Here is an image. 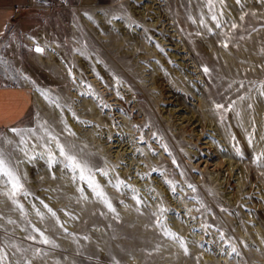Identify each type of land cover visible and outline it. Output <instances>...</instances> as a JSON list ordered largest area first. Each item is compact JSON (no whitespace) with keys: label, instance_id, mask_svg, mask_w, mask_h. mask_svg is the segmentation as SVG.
<instances>
[{"label":"rangeland","instance_id":"rangeland-1","mask_svg":"<svg viewBox=\"0 0 264 264\" xmlns=\"http://www.w3.org/2000/svg\"><path fill=\"white\" fill-rule=\"evenodd\" d=\"M0 87V264H264V0H29Z\"/></svg>","mask_w":264,"mask_h":264},{"label":"crops","instance_id":"crops-1","mask_svg":"<svg viewBox=\"0 0 264 264\" xmlns=\"http://www.w3.org/2000/svg\"><path fill=\"white\" fill-rule=\"evenodd\" d=\"M29 0H0V37L11 15L27 5ZM29 105L24 89L0 87V128L12 125L23 118Z\"/></svg>","mask_w":264,"mask_h":264},{"label":"bare ground","instance_id":"bare-ground-1","mask_svg":"<svg viewBox=\"0 0 264 264\" xmlns=\"http://www.w3.org/2000/svg\"><path fill=\"white\" fill-rule=\"evenodd\" d=\"M168 2V1H167ZM233 5V4H232ZM231 7V6H230ZM235 8V7H234ZM97 10V12H98V10L99 9H96ZM176 11V10H175ZM179 12H180V10H179ZM82 14V13H81ZM100 14V13H99ZM84 15V14H83ZM102 15H103V13H102ZM101 15V16H102ZM98 16V15H97ZM100 16V17H101ZM182 16V15H181ZM99 17V18H100ZM172 17V16H171ZM206 19V18H205ZM100 20H101V18H100ZM174 20V19H173ZM211 20V19H210ZM99 21V20H98ZM120 23V22H119ZM121 24V23H120ZM192 28V27H191ZM192 30V29H191ZM195 32V31H194ZM32 41V43L33 44H35V43H38L39 45H41V46H39V45H36V46H38V47H43L44 49H45V53H46V55L45 54H42V53H37V56H38V58H39V60L42 62V63H45V64H49L50 62H52L53 60H56V56L57 55H55V53H54V50H52V46L46 41V39H45V37H44V34L43 33H41V32H39L38 33V35H37V37L36 38H33V39H31ZM55 48V47H54ZM198 50H200V49H198ZM244 52V51H243ZM58 53V52H57ZM48 54V55H47ZM242 54V53H241ZM253 56V55H252ZM255 57V56H254ZM233 59V58H232ZM230 60V59H229ZM55 62V61H54ZM63 64V63H62ZM236 65V64H235ZM236 68H237V66H236ZM177 69V68H176ZM176 72V71H175ZM89 73V72H88ZM90 75V74H89ZM88 75V76H89ZM155 76V75H154ZM160 79V78H159ZM156 80V79H155ZM34 92V91H33ZM36 92H38V91H36ZM37 95V94H36ZM94 97V96H93ZM89 99V98H88ZM197 99V98H196ZM262 102V101H261ZM91 103V102H90ZM89 103V104H90ZM120 103V102H119ZM259 103V102H258ZM257 103V104H258ZM85 104V103H84ZM93 104V103H92ZM198 104H200L199 102H198ZM197 104V105H198ZM84 106V105H83ZM93 106V105H92ZM95 106V105H94ZM196 106V105H195ZM259 109L261 108V104H259ZM199 107V106H198ZM200 108V107H199ZM93 109V108H92ZM92 109H91V111H92ZM203 109H204V107H203ZM255 109V108H254ZM95 111V110H94ZM93 111V112H94ZM201 112H202V110H201ZM59 113V112H58ZM91 113V112H90ZM59 115V114H58ZM124 115V114H123ZM60 116V115H59ZM66 116V115H65ZM123 117V116H122ZM70 118H71V116H70ZM69 118V119H70ZM68 121V120H67ZM76 122V121H75ZM71 123V122H70ZM69 123V124H70ZM246 123V122H245ZM75 123H72V125H74ZM241 125V124H240ZM75 126V125H74ZM242 126V125H241ZM71 127V126H70ZM60 128V127H59ZM73 128V127H72ZM78 129H79V127H78ZM77 131V130H76ZM6 136H7V141H10V143H11V141L13 140V139H15L16 137H17V134H16V132H14L12 129H10V128H8L7 129V132H6ZM95 136V135H94ZM94 138V137H93ZM241 138H243V137H241ZM43 145V144H42ZM5 148H2L1 147V149H0V154H1V156H0V158H3L5 161H6V163L7 162H9V161H12L13 160V156L11 155V153H12V151L9 149V142L8 143H6L5 144ZM10 146H12V144L10 145ZM14 146H15V144H14ZM69 147H70V144H69ZM14 149H15V147H14ZM19 149V148H18ZM72 149V148H71ZM84 151V150H83ZM86 151V150H85ZM107 151V150H106ZM79 152V151H78ZM108 152V151H107ZM80 153V152H79ZM88 153V152H87ZM84 154V153H83ZM83 154H80V156L81 155H83ZM223 155V154H222ZM89 156V155H88ZM87 157V156H86ZM81 158V157H80ZM85 158V157H84ZM220 159V158H219ZM222 160V159H221ZM21 161V160H20ZM20 161H17V162H20ZM32 161V160H31ZM115 161V160H114ZM220 161V160H219ZM218 161V162H219ZM16 162V163H17ZM19 165H20V170L23 172L24 171V169H23V166H22V164L21 163H19ZM88 165V164H87ZM28 166V165H27ZM26 166V167H27ZM83 166V165H82ZM57 167V166H56ZM81 167V166H80ZM25 168V167H24ZM41 168H42V166H41ZM88 168V167H87ZM44 169V168H43ZM82 169V168H81ZM55 170V169H54ZM26 171V170H25ZM40 171V170H39ZM43 171H46V178H47V176L49 175V172H48V169H44ZM50 171V170H49ZM88 171V170H87ZM36 172V171H35ZM56 172H58V174H57V177H59V178H62V180L61 181H63L62 183H63V186L62 187H64V186H68L70 189H72L73 187H74V184L70 181V174H67L66 172H61L60 170H56ZM60 172V173H59ZM81 172V171H80ZM79 172V173H80ZM23 174H24V172H23ZM51 174V173H50ZM0 175H1V173H0ZM37 175V174H36ZM53 175V174H52ZM54 175H56V173L54 174ZM56 176H55V178H57ZM45 178V182H47V179ZM118 178V177H117ZM60 180V179H59ZM49 181H51V180H49ZM55 181H56V179H55ZM34 183V182H33ZM59 183H60V181H59ZM6 184V182H5V179H2V177L0 176V186H4ZM33 185H35V184H33ZM62 185V184H61ZM34 187V186H33ZM61 187V186H60ZM61 187V188H62ZM78 190V189H77ZM50 191V190H49ZM8 192V191H7ZM59 192V191H58ZM86 192V191H85ZM93 193V192H92ZM96 193V192H95ZM85 195V194H84ZM88 195V194H87ZM88 197V199L89 200H91L92 199V196H90V195H88L87 196ZM235 197H232V200L234 199ZM82 199H84V198H82ZM81 199V201H83ZM80 201V202H81ZM52 202V201H51ZM92 203V202H91ZM90 203L88 202V201H84V203L82 204V208H84L83 210H82V212H86L88 209H90V207H92V205L90 204ZM93 204V203H92ZM13 205V204H12ZM30 205V204H29ZM54 205V204H53ZM79 206V205H78ZM80 209H81V207H80ZM85 210V211H84ZM133 211V210H132ZM141 215V214H140ZM144 217V216H143ZM40 219V218H39ZM44 220V219H43ZM54 223V222H53ZM56 229V228H55ZM27 232V231H26ZM54 232V231H53ZM122 232V231H121ZM25 235V234H24ZM28 237V236H27ZM30 237V236H29ZM28 237V238H29ZM40 238L42 237V236H39ZM71 238V237H70ZM91 238H93V237H91ZM94 239V238H93ZM96 242H98V241H96ZM102 243V245L103 244H105L106 243V240L105 241H102L101 242ZM33 244V243H32ZM101 245V244H100ZM116 253V252H115ZM115 255V254H114ZM117 256V255H116ZM120 256V255H119ZM50 257V256H49ZM51 258V257H50ZM117 258V257H116ZM208 258V257H207ZM226 258H222V261L224 260V261H226L225 260Z\"/></svg>","mask_w":264,"mask_h":264},{"label":"snow or ice","instance_id":"snow-or-ice-1","mask_svg":"<svg viewBox=\"0 0 264 264\" xmlns=\"http://www.w3.org/2000/svg\"><path fill=\"white\" fill-rule=\"evenodd\" d=\"M36 51H38V52H42L43 50L37 48ZM204 71L207 72L208 70L205 68ZM17 134H19V133H17ZM58 147H59V145H58ZM60 150H61V154L64 155V150H63V148H61ZM66 159L69 160V162H70V166H71L72 168L75 169V168L79 167L78 163L75 162V161L73 160V158L66 156ZM0 173H2V174L5 175V176H9L11 179H14V177L12 176V173H11L10 171L7 170V167H6V164H5V161H4L3 158H0ZM14 186H15V185H14ZM108 207L111 209V205H110V204L108 205ZM173 239H177V240H178V238H176V237H174V236H173ZM47 242H48V241L45 240V243H47ZM178 242L180 243L181 247L184 246V245H183V241H179V240H178ZM233 251H235V249H233ZM185 252H187V249H186V248H185ZM2 259H3V258L0 257V260H2Z\"/></svg>","mask_w":264,"mask_h":264},{"label":"water","instance_id":"water-1","mask_svg":"<svg viewBox=\"0 0 264 264\" xmlns=\"http://www.w3.org/2000/svg\"><path fill=\"white\" fill-rule=\"evenodd\" d=\"M36 48H39L38 46H36Z\"/></svg>","mask_w":264,"mask_h":264}]
</instances>
